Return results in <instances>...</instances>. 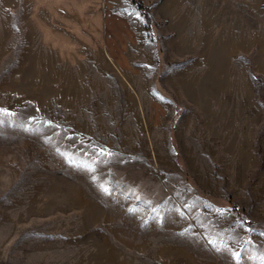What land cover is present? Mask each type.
I'll list each match as a JSON object with an SVG mask.
<instances>
[{"label":"rangeland","instance_id":"obj_1","mask_svg":"<svg viewBox=\"0 0 264 264\" xmlns=\"http://www.w3.org/2000/svg\"><path fill=\"white\" fill-rule=\"evenodd\" d=\"M139 1L0 0V264H264V0Z\"/></svg>","mask_w":264,"mask_h":264},{"label":"crops","instance_id":"obj_2","mask_svg":"<svg viewBox=\"0 0 264 264\" xmlns=\"http://www.w3.org/2000/svg\"><path fill=\"white\" fill-rule=\"evenodd\" d=\"M34 5H43L46 9H53L60 13L79 14L81 11L89 12L93 18L102 19L101 5L103 0H33Z\"/></svg>","mask_w":264,"mask_h":264},{"label":"trees","instance_id":"obj_3","mask_svg":"<svg viewBox=\"0 0 264 264\" xmlns=\"http://www.w3.org/2000/svg\"><path fill=\"white\" fill-rule=\"evenodd\" d=\"M131 2L135 6V8H137L142 14L144 19V28L148 31L150 28V18L147 7L144 6L139 0H131Z\"/></svg>","mask_w":264,"mask_h":264},{"label":"snow or ice","instance_id":"obj_4","mask_svg":"<svg viewBox=\"0 0 264 264\" xmlns=\"http://www.w3.org/2000/svg\"><path fill=\"white\" fill-rule=\"evenodd\" d=\"M2 111H7V110H2ZM102 153L104 152V149H101L100 150ZM220 211L221 212H225V211H227V209H220ZM217 251H219V249H217ZM231 256H232V258H234V259H239V256H240V254H239V252H236V251H232V253H231Z\"/></svg>","mask_w":264,"mask_h":264}]
</instances>
